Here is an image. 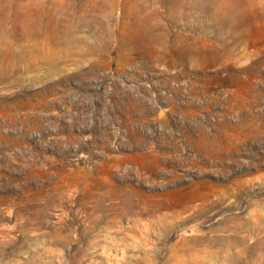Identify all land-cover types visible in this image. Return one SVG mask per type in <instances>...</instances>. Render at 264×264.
I'll return each instance as SVG.
<instances>
[{
	"label": "rangeland",
	"instance_id": "374dc122",
	"mask_svg": "<svg viewBox=\"0 0 264 264\" xmlns=\"http://www.w3.org/2000/svg\"><path fill=\"white\" fill-rule=\"evenodd\" d=\"M0 264H264V0H0Z\"/></svg>",
	"mask_w": 264,
	"mask_h": 264
}]
</instances>
